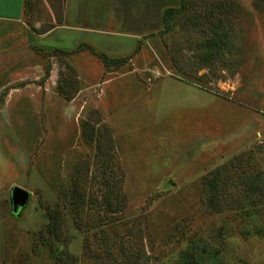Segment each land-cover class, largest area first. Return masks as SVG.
<instances>
[{
  "label": "rangeland",
  "instance_id": "rangeland-1",
  "mask_svg": "<svg viewBox=\"0 0 264 264\" xmlns=\"http://www.w3.org/2000/svg\"><path fill=\"white\" fill-rule=\"evenodd\" d=\"M23 22L0 264H180L202 243L200 264H264V0H26Z\"/></svg>",
  "mask_w": 264,
  "mask_h": 264
},
{
  "label": "crops",
  "instance_id": "crops-1",
  "mask_svg": "<svg viewBox=\"0 0 264 264\" xmlns=\"http://www.w3.org/2000/svg\"><path fill=\"white\" fill-rule=\"evenodd\" d=\"M26 0H0V74L3 72L5 57V40L24 25ZM5 39V40H4Z\"/></svg>",
  "mask_w": 264,
  "mask_h": 264
},
{
  "label": "trees",
  "instance_id": "trees-1",
  "mask_svg": "<svg viewBox=\"0 0 264 264\" xmlns=\"http://www.w3.org/2000/svg\"><path fill=\"white\" fill-rule=\"evenodd\" d=\"M182 10H186L185 5H182L181 9L176 10V11L181 12ZM176 11H175V9H168L167 13L168 12L172 13V12H176ZM104 59H106V57H104ZM209 245H204V243L191 245V247L187 248L186 251L183 253L180 264H200L202 261L199 260V258L197 259L196 251L201 250L202 254H206L208 252ZM211 248L212 247L210 245L209 249H211ZM215 254H218V253L216 252ZM212 260L214 261L215 264H220V259L213 258ZM209 261H210V259L205 261V263H202V264H206V262H209Z\"/></svg>",
  "mask_w": 264,
  "mask_h": 264
},
{
  "label": "water",
  "instance_id": "water-1",
  "mask_svg": "<svg viewBox=\"0 0 264 264\" xmlns=\"http://www.w3.org/2000/svg\"><path fill=\"white\" fill-rule=\"evenodd\" d=\"M31 194L18 186L13 187L11 193L12 213L19 215L23 208L27 205Z\"/></svg>",
  "mask_w": 264,
  "mask_h": 264
}]
</instances>
